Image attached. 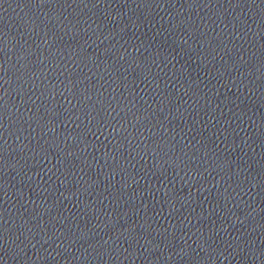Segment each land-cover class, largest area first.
Returning <instances> with one entry per match:
<instances>
[{
	"label": "water",
	"instance_id": "95a60500",
	"mask_svg": "<svg viewBox=\"0 0 264 264\" xmlns=\"http://www.w3.org/2000/svg\"><path fill=\"white\" fill-rule=\"evenodd\" d=\"M0 264H264V0H0Z\"/></svg>",
	"mask_w": 264,
	"mask_h": 264
}]
</instances>
